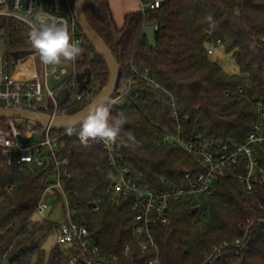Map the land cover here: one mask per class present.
Returning a JSON list of instances; mask_svg holds the SVG:
<instances>
[{
  "label": "trees",
  "instance_id": "obj_1",
  "mask_svg": "<svg viewBox=\"0 0 264 264\" xmlns=\"http://www.w3.org/2000/svg\"><path fill=\"white\" fill-rule=\"evenodd\" d=\"M71 1L74 8L75 0ZM85 16L119 64L117 91L130 76L132 65L148 68L158 85L155 89L138 82L139 98L107 106L110 119L119 113L126 117L115 152L134 174H143L141 184L163 192L166 182L186 186L184 174L202 169L198 156L175 142H163L179 126L171 116V100L183 111L180 125L189 139L200 135L201 141L213 145L246 139L257 121L255 103L264 102V0H164L156 10L126 14L122 27L115 23L109 0H86ZM146 26L157 27L155 48L149 47L143 34ZM29 31L18 20L0 16V42L8 59L13 51L31 48ZM218 42L232 56L234 73L213 60L214 53L208 54ZM85 68L91 71L86 89L99 83L97 95L107 84L109 71L91 45L78 59V70ZM90 102L84 99L65 109L75 114ZM80 131V126L71 134L57 131L62 152L70 158L72 178L65 190L77 207L75 219L88 228L92 241L104 252L123 255L129 246L133 254L139 242L132 234V204L137 196L112 190L107 153L97 140L82 144ZM129 131L134 142L127 138ZM241 170L226 169L213 193L202 196L210 205L209 220L195 197L184 195L171 201L169 224H157L152 231L159 264H203L213 246L242 236L247 228V250L214 264H264V222H258L264 218V185H256V194L242 196ZM49 173L30 164L8 166L0 150V259L6 256L7 264H69L63 247L54 246L50 252L41 247L53 231L55 222L50 218L60 199L49 218L35 220ZM195 207L199 209L192 213ZM130 264H146V258H135Z\"/></svg>",
  "mask_w": 264,
  "mask_h": 264
},
{
  "label": "built area",
  "instance_id": "obj_2",
  "mask_svg": "<svg viewBox=\"0 0 264 264\" xmlns=\"http://www.w3.org/2000/svg\"><path fill=\"white\" fill-rule=\"evenodd\" d=\"M164 0H139L142 12L160 8ZM40 12L48 13L67 26L74 41L79 42L82 49L76 61H67L62 65L45 67L41 74L35 67H29L26 62H17L20 70L25 74L15 76L11 71L9 59L0 52V107L13 111H26L45 114L50 117L68 115L66 107L72 103L83 101L89 91L82 89L77 81L78 59L87 51L90 44L74 18V8L71 0H0V16L12 17L30 30V24L35 22ZM155 30L157 29L154 26ZM220 46V42L217 46ZM214 53L209 48L208 54ZM66 65L72 67L68 76ZM29 68V69H28ZM52 78L56 84L49 86ZM138 82H144L151 88H158L146 67L131 66V74L123 82L121 89L114 94L106 106L122 104L126 98H139ZM62 90L69 92L67 101L62 104L58 94ZM228 96V94H226ZM171 116L179 122L176 134H167L163 142H175L189 154L198 156L202 169L196 172L187 171L184 179L186 186H175L166 182L167 189L163 192L152 190L141 184L143 174H134L131 168L115 152V144L106 145L98 141L107 153L108 165L113 170L112 190L116 194L127 196L133 194L137 200L132 204L134 212L133 237L137 239L136 252L131 254L130 247L125 246L123 255L109 254L95 244L86 226L75 219L77 207L73 204L65 187L71 180L69 171V154H63L59 129L43 127L34 122L16 119H0V150L6 158L7 165L30 164L40 171L49 170L48 183L37 204L36 216L40 219L49 218L53 204L60 199L63 221L53 226L55 246L66 250L69 264H130L135 258H146V264H159L158 247L153 237V228L160 224L166 226L170 221V203L184 195L198 197L210 196L217 185L218 179L226 169L240 167L238 176L240 194L242 196L256 194V185H264V102L255 103L257 121L243 142L218 141L213 145L201 141V136L188 138L180 123L184 119L183 111L178 102H169ZM64 107V109H63ZM32 124V125H29ZM36 126L37 128H34ZM40 131L41 139L33 140L36 131ZM31 140V141H30ZM263 204L260 205V208ZM199 208V207H198ZM98 210L97 206L93 207ZM258 222H264V218ZM248 228L242 236L225 240L215 246L208 253L203 264H214L219 258L234 255L241 256L247 250L249 241ZM0 264H7L6 256L0 259Z\"/></svg>",
  "mask_w": 264,
  "mask_h": 264
},
{
  "label": "clouds",
  "instance_id": "obj_3",
  "mask_svg": "<svg viewBox=\"0 0 264 264\" xmlns=\"http://www.w3.org/2000/svg\"><path fill=\"white\" fill-rule=\"evenodd\" d=\"M30 28L28 41L45 67L58 65L62 59L74 62L81 55L79 42L73 40L67 26L48 13L40 12ZM77 123L81 127L79 139L82 144L87 145L91 139L110 145L115 144L120 137L126 117L119 113L110 119L108 107L95 104ZM126 135L129 141L134 142L135 137L130 131Z\"/></svg>",
  "mask_w": 264,
  "mask_h": 264
},
{
  "label": "water",
  "instance_id": "obj_4",
  "mask_svg": "<svg viewBox=\"0 0 264 264\" xmlns=\"http://www.w3.org/2000/svg\"><path fill=\"white\" fill-rule=\"evenodd\" d=\"M85 3L86 0H75L74 18L89 44L94 48L97 55L100 56L105 62L109 71V79L107 84L85 108L75 114L50 117L45 114L26 111H13L0 107V119H16L34 122L40 127H43L44 130L49 128L70 130L80 126L77 121L82 120L83 117L87 115V110L90 106L95 104L107 105L112 100L117 89L120 67L106 43L88 23L85 16ZM143 34L147 37L149 47L155 48L156 41L154 26H146L143 30ZM77 81L80 83L82 89L87 88L91 81L90 69L85 68L83 71L79 72L77 74ZM68 95L69 92L67 90H62L58 94V100L64 104L67 101ZM198 209V207L193 208L192 213H196Z\"/></svg>",
  "mask_w": 264,
  "mask_h": 264
},
{
  "label": "rangeland",
  "instance_id": "obj_5",
  "mask_svg": "<svg viewBox=\"0 0 264 264\" xmlns=\"http://www.w3.org/2000/svg\"><path fill=\"white\" fill-rule=\"evenodd\" d=\"M132 1V5L134 4V7H136L137 4V0H129ZM114 5L116 7L121 6V2L122 0H113ZM115 20V19H114ZM116 24H119L115 21ZM121 23V22H120ZM4 47L2 46L1 42H0V52H4ZM214 49V54L211 56V58L213 60H215L216 62H218V64L223 67V69L229 73H234L236 71V66L234 65V61L232 59V56L229 54H226L223 50L222 47L218 46V47H213ZM13 56L11 58V61L13 59V63H17L20 61H24L26 58H30L31 56H33V58L36 60V65H37V69L38 71L41 68V62L39 60L38 55L35 53V51L31 48H24V49H19L16 51H13ZM26 61V60H25ZM24 61V62H25ZM67 61L65 60H61V64L64 65L66 64ZM67 71H68V76L71 74L72 72V67L70 65H66ZM77 69H78V64H77ZM79 71V70H78ZM49 86L51 88L54 87L55 83L53 81L52 78H49L48 80ZM93 87L92 89L89 90V95H86V97L84 98L86 101H91L97 93V91L100 88V84L99 83H94L93 82ZM95 94V95H94ZM91 99V100H90ZM32 125V124H29ZM34 128H37L36 126H34ZM40 131L37 130L36 131V135L34 137L33 140H38L41 139V136L39 135ZM31 141V140H30ZM196 202L198 203V205H200L205 211L206 214L208 215V218L206 220L210 219V205L209 202L207 200V198H204L202 196H198L195 198ZM35 220L39 221L40 218L38 216H35ZM51 222H62L63 221V212H62V208L56 207L54 210V213L52 215V217L50 218ZM55 246V236L53 232H50L45 238L44 240L41 242V247L46 251V252H50V250Z\"/></svg>",
  "mask_w": 264,
  "mask_h": 264
},
{
  "label": "crops",
  "instance_id": "obj_6",
  "mask_svg": "<svg viewBox=\"0 0 264 264\" xmlns=\"http://www.w3.org/2000/svg\"><path fill=\"white\" fill-rule=\"evenodd\" d=\"M110 1V5H111V9L113 12V17L115 19V21L119 24L118 27H122L123 22H124V17L126 14L130 13V12H137V11H141L139 8V0H137V4L136 7H134V4L132 5V1L129 0H122L121 2V6L116 7L114 5L113 0H109ZM121 22V23H120ZM26 60V61H25ZM24 61L26 62V64L29 67H35L37 69V65H36V60L33 58V56H31L30 58H26ZM10 63H11V71L15 76H20L22 74H25L26 71L20 70V68L17 66V63H13V59L12 61L9 59ZM29 69V68H28ZM38 71V69H37ZM40 74L42 72V66L40 68V70L38 71ZM54 81V80H53ZM56 84V82H54Z\"/></svg>",
  "mask_w": 264,
  "mask_h": 264
}]
</instances>
